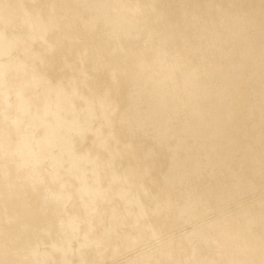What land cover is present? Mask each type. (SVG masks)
Masks as SVG:
<instances>
[{
  "label": "bare ground",
  "instance_id": "1",
  "mask_svg": "<svg viewBox=\"0 0 264 264\" xmlns=\"http://www.w3.org/2000/svg\"><path fill=\"white\" fill-rule=\"evenodd\" d=\"M0 264H264V0H0Z\"/></svg>",
  "mask_w": 264,
  "mask_h": 264
},
{
  "label": "rangeland",
  "instance_id": "2",
  "mask_svg": "<svg viewBox=\"0 0 264 264\" xmlns=\"http://www.w3.org/2000/svg\"><path fill=\"white\" fill-rule=\"evenodd\" d=\"M41 247L43 248V246H40V248H41Z\"/></svg>",
  "mask_w": 264,
  "mask_h": 264
}]
</instances>
